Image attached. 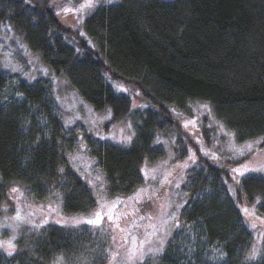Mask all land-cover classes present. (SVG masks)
<instances>
[{"label":"trees","instance_id":"1","mask_svg":"<svg viewBox=\"0 0 264 264\" xmlns=\"http://www.w3.org/2000/svg\"><path fill=\"white\" fill-rule=\"evenodd\" d=\"M58 1L80 0H0V26L12 29L96 111L111 109L117 122L139 113L129 148L88 140L110 197L143 185L145 159H165L157 137L175 132L180 159L188 157L181 115L172 109L189 115L194 104L208 103L236 142L264 136V0H120L97 8L82 30L60 21ZM11 78L0 70V214L17 185L38 202L60 191L65 213H89L96 198L65 156L76 148L75 135L62 127L48 89ZM114 82L136 89L147 107L136 112ZM205 130L213 128L205 124ZM196 158L182 227L165 253L146 264H215L213 248L226 253L225 264H245L253 238L228 192L229 174L202 153ZM261 193L264 180L255 177L244 183L238 201L255 204ZM108 240L91 229L34 230L20 239L14 257L0 254V264H51L61 255L66 264H107ZM253 264H264V256Z\"/></svg>","mask_w":264,"mask_h":264},{"label":"rangeland","instance_id":"2","mask_svg":"<svg viewBox=\"0 0 264 264\" xmlns=\"http://www.w3.org/2000/svg\"><path fill=\"white\" fill-rule=\"evenodd\" d=\"M163 1H174V0H163ZM83 2V0L80 1H74V3H68L65 1H58L56 2L55 8L56 12H60L58 15L60 18V21L67 27L82 30L83 24L85 23V20L87 17H89L97 8L102 7H109L116 5L120 2V0H112L111 3L108 2V0H100L99 6L90 12H88L83 17V22L80 23L79 18L76 14L73 12H68L65 14L63 11H61V8L63 7H79V3ZM10 63L11 65H16L20 68H22L24 71L28 73L27 76L22 75L20 72H12L10 68H5L4 64ZM0 70L12 78L13 82H20V81H26L29 84H34L37 86H42L48 89L50 93V98H52V105L54 109V113L57 117H59L62 127L68 131L70 136L75 135V144L76 148L74 151L66 153V159L69 165L70 171L76 175L77 177H81L84 179V181L87 183L89 188L93 191V194L95 198H98L97 189L94 187V184L98 183L96 181V175L97 173L101 174L104 177V184L107 186L106 178L102 172V170L97 167V163L93 164L94 161L91 158L90 151L87 147L88 140L91 141H99V142H105L109 143L115 146H120L124 148H129L131 144L128 145H122L116 142V140L113 139H100L101 136L109 137L111 135H115L117 140L119 139L121 133L120 129L123 128L126 134H130L129 130L126 127V124L130 121L133 125V131H137V125H138V116L139 113H135L131 115L130 117L121 120V121H113V116L111 115V119L108 118L107 111L98 112L96 111L89 103H87L80 94L70 85L69 81L65 79L64 77H57L54 74V71L50 69L47 65H45L42 62V59L39 55L33 53L29 48L25 45L23 40L10 28L7 26H0ZM45 70L47 71V74H45ZM113 87L116 89L117 92L121 93L122 91H119L121 87L128 89L125 95L131 99L132 104L135 103L136 105L145 104L140 95H136L138 92L136 89H133L132 87H128L123 83L114 82L112 83ZM59 97V100L57 99ZM199 103H196L193 105L191 110H189V115L182 114L179 119V125L183 129L184 133L187 136L188 139V149L190 150V153L188 154V157L195 154V160L197 159V155L201 153L199 149L201 147L206 148H212L213 143L216 144L215 151L221 155V160L216 161L219 163V165L229 174V181L227 183V189L230 194V196L234 199H236L239 211L241 212L243 221L245 225L248 227L252 234L253 242L252 246L255 245L258 249H264V220L262 219H253L251 216H246L243 212L244 208H248L251 210L252 205L242 200V203L238 201V196L241 193V190L238 194L235 196L229 191V186H234L233 181L230 179L231 168L237 167L238 163H243L245 159H247L250 162V167H257L261 164H264V145L254 146V153L250 154L247 157H240L239 161L232 158V153L225 151L228 147V141L226 137H223L222 135H219L218 129L216 128L213 121L209 120L206 113H203V110L200 109ZM136 112L139 110H142V108L136 107L134 108ZM203 113V114H202ZM213 117L215 118L213 112ZM76 116H79L80 119H75ZM194 118L197 120V124H199V127H194L192 125H189L188 128L183 127L184 121H191ZM215 120H217L215 118ZM69 121H74L72 123H68ZM95 122V123H93ZM212 123L213 124V131H203L204 125L207 126ZM67 124V126H65ZM211 128V129H212ZM209 135V139L211 140L210 144H207L205 141V136ZM165 135H162L159 137V140L163 143H161L165 149H166V157L164 160L158 161L156 163H148L149 168L157 167L158 165H163L162 171L163 172H171L170 179L172 180V186L165 185L164 188L160 189L162 193L166 192V196H162L161 199L158 201V204H165L168 202L169 199L173 201L174 203H181L183 204L184 201H188V189H187V182H188V176L190 173V170L193 166L192 160H189L188 157L184 159H180L179 156V150H178V138L175 135V132L167 133ZM83 136V144L86 146L87 151L81 152L80 156L82 157L79 160H76L75 162L69 161L68 157L69 155L76 156L77 155V146H78V140L79 138ZM136 136V135H135ZM219 136L218 141H214L212 138ZM197 137L201 138L202 143H197ZM264 137V136H263ZM135 137H133L134 139ZM255 140V139H254ZM252 141V140H251ZM244 143H238L235 142V147L239 149ZM180 146H184V144H181ZM172 155V159H169V155ZM227 157V158H226ZM165 161H167V164H165ZM185 162L189 165L187 169H184L183 167H175V165H183ZM91 165V167L89 166ZM253 177H259V174L253 173ZM181 177H183L182 182L180 183V188H175L174 185L177 181H181ZM145 182L142 186L144 187ZM151 187L157 188L159 185L157 183H152ZM11 188V187H10ZM9 191L7 193V201L5 206L3 207L2 213L0 214V241H7L12 238L13 235L16 236L15 244H16V253L19 250V241L24 236V234L33 232L34 230H31V225L28 223L20 224L19 227L16 228V231L13 232L11 228L7 227V225L11 224L13 227L16 226L18 222L13 221L10 219L15 215V208L17 205H19L21 209V215L25 219H31L35 222H39L40 219L48 215V205L51 204L53 212L51 213V219L49 220V223L45 225L43 228H49V227H63V228H83V229H91L94 233L100 234L102 238L104 239L106 237L109 238L108 243L110 244L109 250H108V262L107 264H116V261L112 260L109 253H116L117 258L119 257H125L127 253V248H129L131 245L130 243L128 245H125L122 241V237L126 235V233L123 232H116V239L115 241L112 240L111 235H103L99 230H97L95 227L85 225L82 220L84 218H89L91 213L98 210V205L96 204V207L90 211L87 214L83 215H76V214H67L64 210L63 205V193L60 191H57L56 193L52 194L48 199L44 202H38L34 199H32L30 196L27 195L26 191L23 188L21 189V192L24 193L22 197H20L18 200H13L9 198ZM135 192V191H134ZM186 193V194H185ZM132 195V194H131ZM130 196V195H128ZM121 197H127V196H121ZM115 197H110L107 195L106 199L111 203V201ZM44 205V208L41 209L40 206ZM188 206V203L185 205L184 208L180 209V217L179 221L182 227V213L184 209ZM134 205L132 203H128L126 206L122 205L117 210V214L121 216L120 224L121 227H125L129 221L132 219V216L129 215L126 218L124 217V213H129L133 209ZM5 208H7V211H5ZM30 213H35L34 216H30ZM151 213L152 215L156 216L157 213L153 212L151 208L148 207H142L140 208V215H145ZM256 215L260 218H264V215L260 213L259 209H256ZM6 217L8 219H6ZM55 221H60V223H55ZM79 221V222H78ZM155 222V220L153 221ZM144 225H147L148 221L142 222ZM256 224L257 228L252 229L250 227L251 224ZM113 226L105 221V224L103 225V229L105 231H109ZM38 229V230H42ZM179 229H175L173 231L172 237L170 238V241L173 239L174 235L177 233ZM134 235L142 236L143 229H140L139 231L133 230ZM169 243H167L163 249V251L155 256L147 257L144 260V264H146L150 260H154L158 257H161L168 246ZM0 254H6V251L3 248H0ZM218 255V254H217ZM57 258V257H56ZM56 258L51 264H54L56 261ZM257 261V260H256ZM63 264H66L65 261Z\"/></svg>","mask_w":264,"mask_h":264},{"label":"snow or ice","instance_id":"3","mask_svg":"<svg viewBox=\"0 0 264 264\" xmlns=\"http://www.w3.org/2000/svg\"><path fill=\"white\" fill-rule=\"evenodd\" d=\"M109 3L112 0H108ZM100 0H83V2L79 3V7H63L61 11L65 14L68 12H73L79 18L80 23L83 22V17L88 12L95 10L99 6ZM60 12H57L59 15ZM83 35V33H81ZM5 68H10L12 72H20L22 75L27 76L28 73L24 71L22 68L11 65L10 63L4 64ZM45 74L47 71L45 70ZM119 91L127 92L128 89L121 87ZM17 96H22L20 93H16ZM136 95H139L137 92ZM59 100V97H57ZM145 108L147 107L146 104L136 105L133 103V108ZM191 107V105L189 106ZM200 109L203 110V113L207 114L209 120L213 121L216 128L218 129L219 135L227 138L228 147L225 151L232 153V158L239 161L240 157H247L250 154L254 153V146L264 145V137L256 138L252 141H245L244 145H242L239 149L235 147V142L237 139V134L233 131H230L225 124L222 122L215 120L212 115V108L208 103H202L199 105ZM176 115H182L181 113H176L175 109L171 110ZM202 113V114H203ZM108 118L111 119V109L107 110ZM75 119H80L79 116H76ZM74 121H69L68 123H72ZM95 123V122H93ZM189 125L194 127H199L197 124L196 118L191 121H184L183 127L188 128ZM67 126V124L65 125ZM127 129L129 130L130 134H126L124 129H120V137L117 140L115 135H111L109 137L101 136L100 139H113L116 140L117 143L122 145L131 144L133 141V137H135L136 133L133 131V125L129 121L126 124ZM209 128L213 127V124L210 123L208 125ZM214 141L219 140V136L212 138ZM163 143L157 137V144ZM197 143H202L201 138L197 137ZM61 147H63L61 145ZM216 144L213 143L212 148L201 147L199 151L205 156L210 159L220 161L221 155H219L216 151ZM155 150V147H153ZM87 151L86 146L83 144V136H81L78 140L77 146V155L72 156L69 155L68 159L71 162H75L76 160L81 159L80 156L81 152ZM227 158V157H226ZM169 159H172V155H169ZM189 160H192L193 164H195V154L193 153L188 157ZM93 164L96 162L93 161ZM167 164V161H165ZM91 167V165H89ZM98 167V165H97ZM175 167H183L187 169L189 165L185 162L183 165H175ZM163 165H158L154 168L148 167V160L145 159L144 166L139 169V172L145 182L144 187H139L132 193V195L127 197L116 196L111 203L107 201L106 197L108 192L110 191L107 189L106 185L104 184V177L97 173L96 181L98 183L94 184V187L97 189L98 198L94 201L98 205V210L91 213L89 218H84L82 222L85 225L95 227L97 230L101 232L103 235H111L113 241L116 239V232H123L126 233L124 237H122V241L125 245L130 243V247L127 248V255L125 257L117 258L116 253H109L112 260L116 261V264H144V260L147 257L155 256L161 253L167 243L170 242V238L172 237L173 231L175 229H181V224L179 221L180 217V209L184 208L188 201H184L183 204L181 203H174L171 199L168 200L165 204H158V201L161 199L162 196H166L167 193H162L160 189L164 188L165 185L172 186V180L170 179L171 172H163L162 171ZM232 175L230 179L233 181L234 186H229V191L235 196L238 194L243 187L244 183L250 179H253V173L259 174V178L264 180V164H261L257 167H250V162L245 159L243 163H238L237 167L231 168ZM60 173L64 172V169H59ZM183 177H181V181H177L174 185L175 188H180V183L182 182ZM152 183H157L159 187L153 188L151 187ZM186 194V193H185ZM24 195L21 192L20 187L12 186L9 192V198L13 200H18L20 197ZM264 193H261V196L255 198L256 203L252 205L251 210L248 208H244L243 212L246 216H251L253 219H262L256 215L257 207L264 208ZM132 203L134 205L133 209L129 213H124V217L131 215L132 219L125 227H121L120 220L121 216L117 214V210L120 206H126L128 203ZM148 207L156 212L157 215L154 216L151 213L140 215V208ZM41 209L44 208V205L40 206ZM7 211V208H5ZM53 212L51 204L48 205V215L43 216L40 221L37 223L31 219H25L21 215V209L19 205L15 208V215L11 217L13 221L18 222L15 227L9 224L7 227L11 228L13 232L16 231V228L20 226V224L28 223L31 225V230H38L43 228L45 225L49 223L51 219V213ZM30 216H34L35 213H30ZM6 219H8L6 217ZM155 220V222H153ZM105 221L110 223L113 227L109 231H105L103 229V225ZM148 221L147 225H144L142 222ZM79 222V221H78ZM55 223H60V221H55ZM250 227L252 229H256V224H251ZM143 229L142 236L134 235L133 230L139 231ZM264 235V234H262ZM16 236L13 235L11 239L7 241H0V248H3L6 251L8 257H14L16 254V244H15ZM218 254V255H217ZM226 253L221 251L219 248H213L210 250L209 258L215 262V264H225L224 257ZM261 256H264V249H258L255 245L251 247L248 253L245 256V264H253L256 260H258ZM65 257L58 256L54 264H63Z\"/></svg>","mask_w":264,"mask_h":264}]
</instances>
